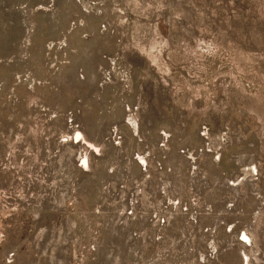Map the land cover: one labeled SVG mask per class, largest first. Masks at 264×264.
Here are the masks:
<instances>
[{
  "label": "rangeland",
  "instance_id": "obj_1",
  "mask_svg": "<svg viewBox=\"0 0 264 264\" xmlns=\"http://www.w3.org/2000/svg\"><path fill=\"white\" fill-rule=\"evenodd\" d=\"M0 264H264V0H0Z\"/></svg>",
  "mask_w": 264,
  "mask_h": 264
},
{
  "label": "built area",
  "instance_id": "obj_2",
  "mask_svg": "<svg viewBox=\"0 0 264 264\" xmlns=\"http://www.w3.org/2000/svg\"><path fill=\"white\" fill-rule=\"evenodd\" d=\"M74 133L71 137H73V141L77 142L80 137ZM164 135V134H163ZM112 138H116L115 141L119 142L120 136L116 134V130H113ZM164 146V144H162ZM135 159L138 165L142 170H146L147 161L144 156L135 155ZM88 162L80 157L77 161V164L82 169H87ZM120 200L123 201V207L118 211L125 218L134 221L139 218H143L142 209L144 201L148 199L147 191L143 181L134 180L131 183H121L120 184ZM164 193V191H162ZM189 208L187 203H183L179 198H166L162 200H158L150 205L149 209H147L146 218L148 220V224L151 227L152 240L155 242L161 241L164 236V231L170 223V215L172 212L180 213L181 215H188L189 222L196 223L197 219L194 214L188 213ZM138 236L147 235L145 230L135 232ZM239 238L245 241L242 237V233L239 235ZM246 242V241H245Z\"/></svg>",
  "mask_w": 264,
  "mask_h": 264
},
{
  "label": "bare ground",
  "instance_id": "obj_3",
  "mask_svg": "<svg viewBox=\"0 0 264 264\" xmlns=\"http://www.w3.org/2000/svg\"><path fill=\"white\" fill-rule=\"evenodd\" d=\"M133 127L136 128V125L133 124ZM76 133H77L76 135L79 136V137L82 139V135H81V133H79V132H76ZM83 139H84V138H83ZM84 143H86V145H87L88 147H91V148H93V149L95 148V146H94L92 143H90L89 141H87V140H84ZM83 159L86 160V159H87L86 156H84ZM86 161H87V160H86ZM244 236H245V238H246V235H245V234H244ZM247 238H248V237H247Z\"/></svg>",
  "mask_w": 264,
  "mask_h": 264
}]
</instances>
